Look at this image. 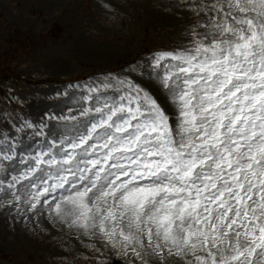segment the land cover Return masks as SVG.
I'll return each mask as SVG.
<instances>
[{
    "label": "snow or ice",
    "instance_id": "1",
    "mask_svg": "<svg viewBox=\"0 0 264 264\" xmlns=\"http://www.w3.org/2000/svg\"><path fill=\"white\" fill-rule=\"evenodd\" d=\"M203 8L216 15L200 25L205 33L192 31L189 49L158 50L127 76L110 73L101 86L120 92L84 96L95 104L71 125H44L47 152L28 173L48 168L16 201L31 211L43 193L71 185L43 204L141 264L150 255L166 264L165 249L187 264H264V0ZM145 63L140 75L173 112L131 78Z\"/></svg>",
    "mask_w": 264,
    "mask_h": 264
},
{
    "label": "rangeland",
    "instance_id": "2",
    "mask_svg": "<svg viewBox=\"0 0 264 264\" xmlns=\"http://www.w3.org/2000/svg\"><path fill=\"white\" fill-rule=\"evenodd\" d=\"M212 3L0 0V264H141L131 252L125 255L121 247L109 244L98 230L93 234L70 227L43 204L47 199L52 205L62 191L68 195L71 185L43 193L31 211L30 203L14 196H23L22 186L36 182L33 177L48 168L41 164L37 172L28 173L36 166L37 154L47 152L44 125H71L73 118L84 119L79 116L83 108L95 104L84 96L113 97L120 92L118 85L101 86L110 73L127 76L129 65L146 61L158 50L189 49L192 31L205 33L200 25L216 15L203 8ZM141 71L150 68L145 63L131 78L173 112L168 95ZM86 85L99 91L90 92ZM164 256L166 264H187L182 256L168 255L167 249ZM147 258L150 264H165L155 255Z\"/></svg>",
    "mask_w": 264,
    "mask_h": 264
},
{
    "label": "trees",
    "instance_id": "3",
    "mask_svg": "<svg viewBox=\"0 0 264 264\" xmlns=\"http://www.w3.org/2000/svg\"><path fill=\"white\" fill-rule=\"evenodd\" d=\"M3 76V75H0V77Z\"/></svg>",
    "mask_w": 264,
    "mask_h": 264
}]
</instances>
